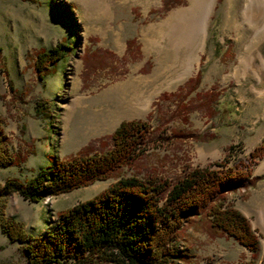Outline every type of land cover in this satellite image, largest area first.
<instances>
[{
	"label": "rangeland",
	"instance_id": "1",
	"mask_svg": "<svg viewBox=\"0 0 264 264\" xmlns=\"http://www.w3.org/2000/svg\"><path fill=\"white\" fill-rule=\"evenodd\" d=\"M164 1L0 0V115L11 151L25 158L20 165L0 166L1 184L9 178L26 181L52 166V159L108 148L110 141L103 145L101 139L123 121L149 120L156 130L144 153L116 176L38 203L9 196L5 214L22 222L30 234L44 235L61 212L94 198L121 177L174 180L216 162L247 163L264 140V33L258 40L263 26L249 30L243 21L246 0L215 1L206 34L180 53L191 60L182 78L171 76L177 55L169 47L185 30L190 0H170L167 8ZM196 20L200 29L204 17ZM65 40L74 49L57 72L41 81L34 52ZM199 72V85L184 99L160 101ZM210 92L209 105H202ZM37 103L47 105L46 115L37 112ZM135 107L142 109L130 113ZM253 175L261 178L255 187L228 194L244 216L240 208L249 199L250 222L255 210L264 208L253 202L264 197L259 191L264 187V157L252 168ZM257 233L255 262L262 264L264 231ZM179 240L190 258L171 264L252 260L247 248L213 229L206 218L191 219ZM24 247L0 228V264H26Z\"/></svg>",
	"mask_w": 264,
	"mask_h": 264
},
{
	"label": "trees",
	"instance_id": "2",
	"mask_svg": "<svg viewBox=\"0 0 264 264\" xmlns=\"http://www.w3.org/2000/svg\"><path fill=\"white\" fill-rule=\"evenodd\" d=\"M168 3L170 0L164 1L166 8ZM73 49L65 40L50 49L35 51L33 62L39 79L44 82L57 72V65L65 62ZM201 78L199 72L177 92L161 95L160 101L184 99ZM203 97L206 100L202 105L208 106L213 93ZM47 109L46 104L37 103L39 114L46 115ZM155 131L149 120L123 121L111 135L101 139L103 145L110 141L108 148L52 159V166L39 169L26 181L9 178L0 183V228L11 241L25 244L26 264H171L173 259L190 258L179 239L193 218L208 219L213 229L252 253V260L245 264H256L259 234L228 194L248 191L261 179L252 177V168L264 157V140L250 153L247 163L228 166L227 161L216 162L188 170L174 180L121 177L94 198L61 212L54 227L42 236L30 234L22 222L5 214L4 201L13 194L38 203L45 197L116 176L144 153ZM24 161L11 151L0 115V166Z\"/></svg>",
	"mask_w": 264,
	"mask_h": 264
},
{
	"label": "bare ground",
	"instance_id": "3",
	"mask_svg": "<svg viewBox=\"0 0 264 264\" xmlns=\"http://www.w3.org/2000/svg\"><path fill=\"white\" fill-rule=\"evenodd\" d=\"M215 1L216 0H190V6L188 8L189 15L182 22L185 25V30L179 37H177L172 42V44L169 47V50L172 49L174 53L177 55L174 59V63L172 64L173 65L171 69L172 77L173 75L174 76L177 75V78H182L185 73V68L190 65L191 63L190 58L188 57L181 58L180 53L183 52L182 49L190 46V44L195 39V37L202 38V36L206 34L208 16L212 12ZM201 16L204 17V21H202L200 25V29H197L195 22L197 21L196 19L200 18ZM242 17L244 19L243 21L247 23L249 30L252 29L257 30L261 27V25L263 26L262 29H259V31L256 34L258 40L262 38L259 36L264 33V0H246ZM242 28H244V26H242ZM141 109H142L141 107H135L134 109L131 110L130 113L135 114L138 110ZM125 111L126 110H124L122 114L129 115Z\"/></svg>",
	"mask_w": 264,
	"mask_h": 264
},
{
	"label": "crops",
	"instance_id": "4",
	"mask_svg": "<svg viewBox=\"0 0 264 264\" xmlns=\"http://www.w3.org/2000/svg\"><path fill=\"white\" fill-rule=\"evenodd\" d=\"M253 177H259V176H254ZM259 191L264 193V187L260 188ZM247 205L245 207L240 208L241 211H243V213L248 217V218H252L249 210H251L249 208V199L246 201ZM256 204H258L259 206H264V197H260L258 196L256 199H254V201ZM256 212V216L254 217V219H251V225L253 227V229L262 232V230L264 231V208L259 209V210H255Z\"/></svg>",
	"mask_w": 264,
	"mask_h": 264
}]
</instances>
